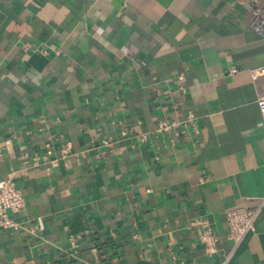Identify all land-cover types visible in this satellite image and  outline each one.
<instances>
[{"label": "crops", "instance_id": "crops-1", "mask_svg": "<svg viewBox=\"0 0 264 264\" xmlns=\"http://www.w3.org/2000/svg\"><path fill=\"white\" fill-rule=\"evenodd\" d=\"M262 6L0 0V264H264Z\"/></svg>", "mask_w": 264, "mask_h": 264}, {"label": "built area", "instance_id": "built-area-1", "mask_svg": "<svg viewBox=\"0 0 264 264\" xmlns=\"http://www.w3.org/2000/svg\"><path fill=\"white\" fill-rule=\"evenodd\" d=\"M252 13L254 25L257 27L263 26L264 6L252 9ZM233 71L235 72L236 69H233ZM260 75L264 76V67H260L253 72L255 78ZM257 104L264 124V96H260L257 99ZM159 126L163 129H168L169 127L166 122H161ZM24 205L25 198L23 192L16 185L14 179L10 176L0 180V226L3 228H16L18 223L12 218L11 213L20 211ZM259 211L260 207H233L227 211L226 222L229 228L228 237L233 243V248L222 261L216 264H228L234 251L245 239L247 234L255 230V222ZM92 250L96 251V248ZM209 251H213V247H209Z\"/></svg>", "mask_w": 264, "mask_h": 264}]
</instances>
